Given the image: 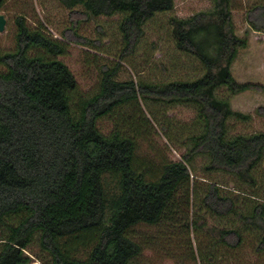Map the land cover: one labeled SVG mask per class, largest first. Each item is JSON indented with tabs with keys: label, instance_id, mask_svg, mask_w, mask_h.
Returning <instances> with one entry per match:
<instances>
[{
	"label": "trees",
	"instance_id": "1",
	"mask_svg": "<svg viewBox=\"0 0 264 264\" xmlns=\"http://www.w3.org/2000/svg\"><path fill=\"white\" fill-rule=\"evenodd\" d=\"M56 1L86 18L120 15L119 60L135 51L150 20L173 10V0ZM209 1L212 9L205 14L167 20L176 49L200 63L201 76L164 84L121 82L116 64L100 71L93 95L77 100L74 76L55 58L64 55L65 44L15 18L14 50L0 54V264L33 263L26 252L34 240L47 257H35L41 264H134L140 246L131 229L181 213L182 191L184 203L191 198L230 222L220 231V243L238 247L248 235L254 252L264 254V197L215 182L190 190L188 163L195 156L208 159L207 171L240 181L253 180L264 163V133L229 135V119L249 117L232 111L216 91L224 87L234 96L261 87L233 79L231 65L247 41L234 32L230 0ZM246 19L253 31L264 33V4L253 5ZM150 99L193 106L200 126L189 138V154L157 172L136 166L133 136L119 130L104 135L97 127L117 108ZM106 175L115 179V191L105 186Z\"/></svg>",
	"mask_w": 264,
	"mask_h": 264
},
{
	"label": "rangeland",
	"instance_id": "2",
	"mask_svg": "<svg viewBox=\"0 0 264 264\" xmlns=\"http://www.w3.org/2000/svg\"><path fill=\"white\" fill-rule=\"evenodd\" d=\"M258 4L263 5L264 0H230L234 32L247 41V47L238 52L231 65V75L237 83L261 87L234 96L224 87L216 91L218 98L228 100L232 111L249 117L244 121L229 119L230 136L264 133V33L253 31L246 19L247 11ZM211 9L209 0H173V10L150 20L135 51L119 60L120 15L86 18L71 14L56 0H4L0 9L5 20L0 32V54L14 50V20L23 17L29 28L41 29L65 44L64 55L55 58L75 78V100L93 95L100 71L116 64L119 65L116 80L121 82L164 84L193 80L201 76V65L176 49L167 20L171 16L187 19ZM97 127L104 135L119 130L133 136L136 166L152 172L159 171L166 163L182 161L190 151L189 138L200 132L193 106L165 104L154 99L140 100L134 108H117L111 116L99 120ZM207 166L208 159L204 156L190 160V190L192 185L199 189L205 183L215 182L225 190L240 189L245 195L256 192L264 197V163L252 174L254 181L249 178L240 181L224 172L207 171ZM105 186L115 191V179L106 175ZM185 193L182 191L177 197L181 213L155 226L139 224L131 229V238L140 246L134 264H264V254L254 252L253 238L248 235L238 247L220 243V231L229 227L230 222L204 212L191 198L188 204L184 203ZM26 253L33 259L31 264H41L35 257L47 261L36 240Z\"/></svg>",
	"mask_w": 264,
	"mask_h": 264
},
{
	"label": "water",
	"instance_id": "3",
	"mask_svg": "<svg viewBox=\"0 0 264 264\" xmlns=\"http://www.w3.org/2000/svg\"><path fill=\"white\" fill-rule=\"evenodd\" d=\"M5 20L4 17L0 15V32L4 29Z\"/></svg>",
	"mask_w": 264,
	"mask_h": 264
}]
</instances>
